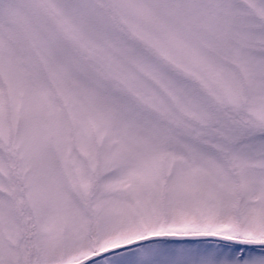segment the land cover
<instances>
[{
    "label": "snow or ice",
    "instance_id": "snow-or-ice-1",
    "mask_svg": "<svg viewBox=\"0 0 264 264\" xmlns=\"http://www.w3.org/2000/svg\"><path fill=\"white\" fill-rule=\"evenodd\" d=\"M0 264H264V0H0Z\"/></svg>",
    "mask_w": 264,
    "mask_h": 264
}]
</instances>
